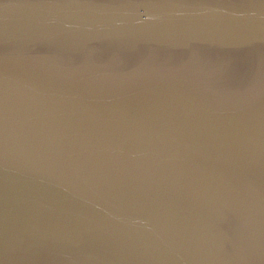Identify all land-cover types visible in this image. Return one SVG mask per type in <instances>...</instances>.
Masks as SVG:
<instances>
[{
	"label": "water",
	"instance_id": "obj_1",
	"mask_svg": "<svg viewBox=\"0 0 264 264\" xmlns=\"http://www.w3.org/2000/svg\"><path fill=\"white\" fill-rule=\"evenodd\" d=\"M0 264H264V0H0Z\"/></svg>",
	"mask_w": 264,
	"mask_h": 264
}]
</instances>
